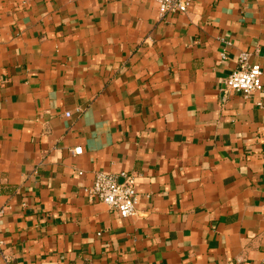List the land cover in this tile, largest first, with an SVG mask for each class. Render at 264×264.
I'll use <instances>...</instances> for the list:
<instances>
[{
	"label": "crops",
	"instance_id": "crops-1",
	"mask_svg": "<svg viewBox=\"0 0 264 264\" xmlns=\"http://www.w3.org/2000/svg\"><path fill=\"white\" fill-rule=\"evenodd\" d=\"M242 53L264 72V0H0V264H264ZM98 172L133 176L137 216L89 201Z\"/></svg>",
	"mask_w": 264,
	"mask_h": 264
},
{
	"label": "built area",
	"instance_id": "built-area-1",
	"mask_svg": "<svg viewBox=\"0 0 264 264\" xmlns=\"http://www.w3.org/2000/svg\"><path fill=\"white\" fill-rule=\"evenodd\" d=\"M156 3L161 19L187 13L196 0H151ZM250 53H242L239 57V67L225 80V89L229 93L241 94L249 98L264 89V72L259 64H252ZM259 106H262L260 104ZM70 117V114L66 115ZM73 155H82L83 148L72 151ZM82 175V173H80ZM89 201L102 203L112 211H116L123 219L137 216L139 196L133 176L122 172L120 174L98 172L93 185L84 189ZM2 211H0V216ZM0 240V248L3 246Z\"/></svg>",
	"mask_w": 264,
	"mask_h": 264
}]
</instances>
